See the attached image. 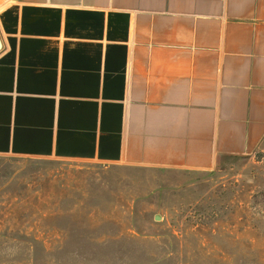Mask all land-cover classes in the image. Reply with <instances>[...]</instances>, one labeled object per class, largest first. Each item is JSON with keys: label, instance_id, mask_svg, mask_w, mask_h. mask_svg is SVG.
Segmentation results:
<instances>
[{"label": "crops", "instance_id": "1", "mask_svg": "<svg viewBox=\"0 0 264 264\" xmlns=\"http://www.w3.org/2000/svg\"><path fill=\"white\" fill-rule=\"evenodd\" d=\"M0 155L210 170L264 144V0H0Z\"/></svg>", "mask_w": 264, "mask_h": 264}, {"label": "rangeland", "instance_id": "2", "mask_svg": "<svg viewBox=\"0 0 264 264\" xmlns=\"http://www.w3.org/2000/svg\"><path fill=\"white\" fill-rule=\"evenodd\" d=\"M0 264H264V144L210 170L0 155Z\"/></svg>", "mask_w": 264, "mask_h": 264}, {"label": "water", "instance_id": "3", "mask_svg": "<svg viewBox=\"0 0 264 264\" xmlns=\"http://www.w3.org/2000/svg\"><path fill=\"white\" fill-rule=\"evenodd\" d=\"M0 47H1V39H0ZM155 218L158 219L159 218V215H156Z\"/></svg>", "mask_w": 264, "mask_h": 264}]
</instances>
